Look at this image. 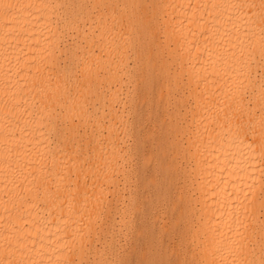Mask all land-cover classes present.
<instances>
[{
    "label": "bare ground",
    "instance_id": "6f19581e",
    "mask_svg": "<svg viewBox=\"0 0 264 264\" xmlns=\"http://www.w3.org/2000/svg\"><path fill=\"white\" fill-rule=\"evenodd\" d=\"M0 264H264V0H0Z\"/></svg>",
    "mask_w": 264,
    "mask_h": 264
}]
</instances>
